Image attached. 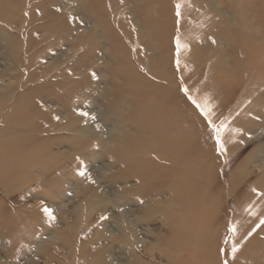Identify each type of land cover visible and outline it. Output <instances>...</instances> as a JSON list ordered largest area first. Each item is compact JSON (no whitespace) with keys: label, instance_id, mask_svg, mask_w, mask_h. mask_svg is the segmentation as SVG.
<instances>
[{"label":"rangeland","instance_id":"1","mask_svg":"<svg viewBox=\"0 0 264 264\" xmlns=\"http://www.w3.org/2000/svg\"><path fill=\"white\" fill-rule=\"evenodd\" d=\"M263 102L264 0H0V264H264Z\"/></svg>","mask_w":264,"mask_h":264},{"label":"bare ground","instance_id":"2","mask_svg":"<svg viewBox=\"0 0 264 264\" xmlns=\"http://www.w3.org/2000/svg\"><path fill=\"white\" fill-rule=\"evenodd\" d=\"M224 81V80H223ZM251 93V92H250ZM253 93H254V91H253ZM256 93V92H255ZM217 94V95H216ZM218 95H220L219 94V91H212V93L210 92V96H212V97H214L215 98V96H218ZM219 98V97H218ZM158 100H160V99H158ZM248 99H246L245 101H247ZM150 101V100H149ZM148 101V102H149ZM217 101V100H216ZM158 102V101H157ZM143 103H145V102H143ZM159 103V102H158ZM247 104L245 105V107H244V111H247V110H250V109H248V102H246ZM146 104V103H145ZM149 104V103H148ZM263 104H264V102H263ZM144 105V104H143ZM143 105H142V107H143ZM155 105V104H154ZM158 105V104H157ZM251 105V104H250ZM262 105V104H261ZM150 106V105H149ZM151 106H152V104H151ZM156 106V105H155ZM145 107V106H144ZM260 106L258 105V108H259ZM259 109H261V108H259ZM243 112V111H242ZM255 112V111H254ZM228 113H230V112H228ZM228 113H227V115L226 116H228ZM256 113V112H255ZM249 114V113H248ZM258 115V114H257ZM230 116V115H229ZM236 116L237 115H235L234 117L232 116V118L231 119H233V121H236L237 119H236ZM248 116V115H247ZM249 116H251V115H249ZM224 117V116H223ZM231 117V116H230ZM242 118H243V116H241ZM228 118V117H227ZM227 118H225V119H227ZM240 118V117H239ZM244 118L246 119V113H245V116H244ZM250 118V117H249ZM224 119V118H223ZM231 119H228V121L229 120H231ZM242 120V119H241ZM240 120V121H241ZM244 120V119H243ZM238 121V120H237ZM231 123V122H230ZM238 123V122H237ZM228 124V123H227ZM239 124H240V122H239ZM232 125V124H231ZM250 125H251V123H250ZM252 126V125H251ZM257 126V125H256ZM231 127V128H230ZM230 127H227V128H224V129H222V132H221V141H222V148H223V150L227 153V154H231V153H233V154H235V155H239L241 152H240V150L242 149L241 147H240V144H241V142L243 141V140H241V142L240 141H238V137H239V132L238 133H236V129L237 128H235V127H233V126H230ZM243 127H244V125H243ZM248 127H250V126H248ZM259 127V126H258ZM257 127V128H258ZM240 128V127H239ZM245 129V128H244ZM254 130V129H253ZM239 131V130H238ZM244 132V131H243ZM256 132V131H255ZM246 135V134H245ZM249 135V134H248ZM250 136V135H249ZM247 138V137H246ZM242 139V138H241ZM245 142V141H244ZM243 142V143H244ZM257 151H259V150H257ZM226 154V155H227ZM258 154V153H257ZM260 154H262V152H260ZM245 155V154H244ZM259 157V156H258ZM226 159H227V157H226ZM249 160V159H248ZM254 160V159H253ZM246 161V160H245ZM250 161H252L251 159H250ZM248 163V162H247ZM245 168V167H244Z\"/></svg>","mask_w":264,"mask_h":264},{"label":"snow or ice","instance_id":"3","mask_svg":"<svg viewBox=\"0 0 264 264\" xmlns=\"http://www.w3.org/2000/svg\"><path fill=\"white\" fill-rule=\"evenodd\" d=\"M179 47H180V45H179V43H177V48L179 49ZM202 115H205V118H207V116L203 112V110H202ZM217 131H219V129ZM217 144H219V140H217ZM81 175H83V173H81ZM90 182H91V180H90ZM43 211H44L45 215L49 217V219H52L53 218L52 213H51V211L49 209L45 208ZM260 224H264V220H261L260 221ZM257 227H259V225H257ZM232 231L234 232L235 230L233 229ZM238 250H239L238 248H236L235 246H233V248H232V252L233 253H236Z\"/></svg>","mask_w":264,"mask_h":264}]
</instances>
